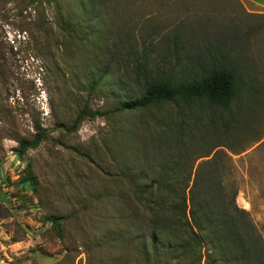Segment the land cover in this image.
<instances>
[{
	"label": "rangeland",
	"instance_id": "rangeland-1",
	"mask_svg": "<svg viewBox=\"0 0 264 264\" xmlns=\"http://www.w3.org/2000/svg\"><path fill=\"white\" fill-rule=\"evenodd\" d=\"M254 10L244 0H0V245L7 264H112L124 215L118 199H144L132 186H146L164 155L176 160L166 155L177 100L83 116L67 131L58 125L69 126L81 109L137 98L147 75L186 82L218 56L237 67V97L227 109L204 110L205 121L221 118L219 138L202 142L198 152L207 156L180 168L189 184L197 164L221 148L220 182L235 189V204L264 240V188L242 178L253 146L264 147V13ZM34 125L47 135L16 153ZM218 140L223 146L213 147ZM47 216L59 217L60 230Z\"/></svg>",
	"mask_w": 264,
	"mask_h": 264
},
{
	"label": "trees",
	"instance_id": "trees-1",
	"mask_svg": "<svg viewBox=\"0 0 264 264\" xmlns=\"http://www.w3.org/2000/svg\"><path fill=\"white\" fill-rule=\"evenodd\" d=\"M232 61L218 56L211 60L209 68L178 84L157 73L147 75L145 89L137 98L102 111L81 109L69 126L58 125L67 131L83 116L132 111L161 100H177L178 119L167 123L175 128L174 151L171 141H166L170 143L166 157L176 160L166 162L164 155L159 171L146 186H132V193L145 195L144 199H118L124 215L114 229L117 232L112 239L116 245L112 264H264L260 231L248 212L235 204V189L227 191L220 182L223 150L216 149L197 164L189 184V171L180 168L207 156L208 151L198 152L202 142L219 138L221 118L216 120L212 116L205 121L203 115L206 109H227L236 99L237 67ZM195 106L197 114L192 112ZM46 135L45 129L34 125L32 138L20 141L16 153H24ZM218 142L213 147L223 146ZM155 155L150 154L151 163ZM180 174H184L181 182H166L179 178ZM27 178L35 183L30 173ZM47 219L60 230L59 217Z\"/></svg>",
	"mask_w": 264,
	"mask_h": 264
},
{
	"label": "crops",
	"instance_id": "crops-1",
	"mask_svg": "<svg viewBox=\"0 0 264 264\" xmlns=\"http://www.w3.org/2000/svg\"><path fill=\"white\" fill-rule=\"evenodd\" d=\"M249 3L251 6L255 7L257 12L264 13V0H244ZM254 10V11H255ZM261 44L264 43L263 39ZM256 41H253V53L256 51L255 48ZM264 48H262L263 50ZM258 144H255L252 148V156L255 157L254 161H251V169L245 170L243 173V180L247 182V185L255 187V188H264V147L255 152V148L263 143L262 141H258ZM259 154V155H258Z\"/></svg>",
	"mask_w": 264,
	"mask_h": 264
},
{
	"label": "built area",
	"instance_id": "built-area-1",
	"mask_svg": "<svg viewBox=\"0 0 264 264\" xmlns=\"http://www.w3.org/2000/svg\"><path fill=\"white\" fill-rule=\"evenodd\" d=\"M10 258L3 251V247L0 245V264H7Z\"/></svg>",
	"mask_w": 264,
	"mask_h": 264
}]
</instances>
